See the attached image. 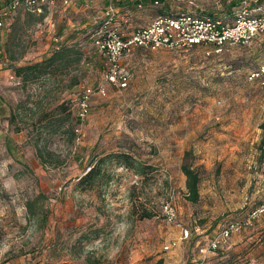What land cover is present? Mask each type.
Listing matches in <instances>:
<instances>
[{
  "label": "rangeland",
  "instance_id": "obj_1",
  "mask_svg": "<svg viewBox=\"0 0 264 264\" xmlns=\"http://www.w3.org/2000/svg\"><path fill=\"white\" fill-rule=\"evenodd\" d=\"M98 2L56 0L41 19L19 8L0 32V264H264V214L217 250L208 247L264 199V86L248 79L263 62L264 34L219 53L207 45L132 48L121 60L131 76L124 89L103 80V56L91 41L103 7L115 10L114 26L128 36L159 15L230 24L243 12L264 10V0ZM64 43L79 58L68 75L24 85L13 75L11 65L40 61ZM98 86L105 95H94L78 121L80 91ZM39 100L45 109L68 102V123L78 130L73 138L44 139L58 167L40 164L31 135L8 123L19 103L31 108ZM110 152L130 153L154 170L143 179L106 162L109 181L78 189L90 162ZM183 161L200 176L196 202L185 197ZM38 193L44 220L29 219L24 206ZM166 201L174 207L172 222L161 216Z\"/></svg>",
  "mask_w": 264,
  "mask_h": 264
},
{
  "label": "built area",
  "instance_id": "obj_2",
  "mask_svg": "<svg viewBox=\"0 0 264 264\" xmlns=\"http://www.w3.org/2000/svg\"><path fill=\"white\" fill-rule=\"evenodd\" d=\"M56 0H3L0 6V32L5 28V21L17 9L22 8L36 16L45 14L52 8ZM116 12L109 7L103 12V20L92 36V44L103 56V80L111 86L124 89L130 81V74L122 66V58L132 48L144 47L152 50L158 48L182 49L196 45L213 47V52L219 53L226 45H248L258 36L264 34V10L256 8L254 15L243 12L230 23L225 24L220 19L197 17L189 13L176 15H159L146 27L134 30L124 36L114 26ZM249 80H256L264 86V61L248 74ZM94 95L104 96L102 86L83 88L77 98L76 119L83 122L90 110V101ZM74 131H78L75 129ZM264 214V199L243 221L228 222L209 242V249L217 250L226 244L233 232L248 226L252 219ZM161 216L168 222L175 219L174 207L170 201L161 206ZM187 230H181V236L186 238ZM168 248V247H165Z\"/></svg>",
  "mask_w": 264,
  "mask_h": 264
},
{
  "label": "trees",
  "instance_id": "obj_3",
  "mask_svg": "<svg viewBox=\"0 0 264 264\" xmlns=\"http://www.w3.org/2000/svg\"><path fill=\"white\" fill-rule=\"evenodd\" d=\"M158 1L162 2L163 0H153V2ZM24 11L26 14L39 17L40 19L44 16V14L36 16L26 10ZM64 44L56 47L48 57L40 61L18 66L11 65L13 75L23 85L41 80L49 81L51 77L68 75L73 65L79 63V58L74 55L76 52L72 48ZM9 57L12 61L18 59L14 55H9ZM73 84L75 82L70 85ZM43 98H49L48 93ZM38 108L40 110L35 112ZM18 109H21V112ZM69 119L70 110L68 102L62 101L52 108L45 109L42 101L39 100V104L31 106V108H26L24 103H19L16 109H13L10 113L8 123L15 125V131H19L23 127L27 130V134L31 135L30 140H32L31 144L34 149V154L40 164L58 167L60 165L58 162L60 161L51 159L53 153L46 149L44 139H48L49 135L56 134H68L73 138L74 128L68 123ZM106 162H114L116 165L132 170L137 175H142L144 177L143 179H146L154 170L151 166L141 162L130 153L110 152L99 156L92 164L90 162L88 169L78 178L76 187L80 190L91 189L94 185H101L103 182L106 183L109 181L111 176L104 168ZM180 168L185 176V197L190 202H196L199 197V173L196 167H192L186 161H183ZM43 201L44 195L38 193L25 202L24 206L29 219H36L38 216H40L41 220L46 218V210L42 205ZM151 216L152 214L150 212H144L142 217L149 218Z\"/></svg>",
  "mask_w": 264,
  "mask_h": 264
},
{
  "label": "crops",
  "instance_id": "obj_4",
  "mask_svg": "<svg viewBox=\"0 0 264 264\" xmlns=\"http://www.w3.org/2000/svg\"><path fill=\"white\" fill-rule=\"evenodd\" d=\"M83 1L87 2L88 0H83ZM105 1H107V0H99L98 5H101V6L103 7V4L105 3ZM103 10H105L104 7L102 8V10L99 11V14L96 16V19H98V20H95V21H94V23H97V24H95L96 26H97L99 23H101L100 20H101V18L103 17V12H104ZM260 36H261V35H260ZM258 37H259V36H258ZM258 37H257V38H258ZM257 38H256V39H257ZM256 39H254V40H256ZM263 61H264V59H263ZM198 193H199V188H198Z\"/></svg>",
  "mask_w": 264,
  "mask_h": 264
}]
</instances>
